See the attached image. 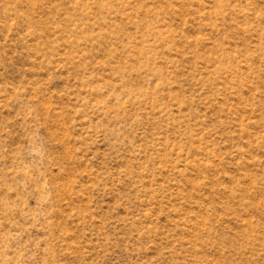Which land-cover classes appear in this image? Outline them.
<instances>
[{
  "label": "rangeland",
  "instance_id": "1",
  "mask_svg": "<svg viewBox=\"0 0 264 264\" xmlns=\"http://www.w3.org/2000/svg\"><path fill=\"white\" fill-rule=\"evenodd\" d=\"M0 264H264V0H0Z\"/></svg>",
  "mask_w": 264,
  "mask_h": 264
}]
</instances>
